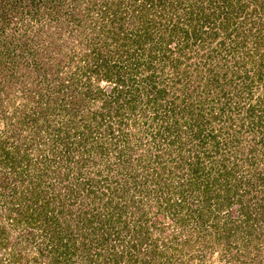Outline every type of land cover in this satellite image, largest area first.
I'll return each mask as SVG.
<instances>
[{
  "label": "trees",
  "instance_id": "trees-1",
  "mask_svg": "<svg viewBox=\"0 0 264 264\" xmlns=\"http://www.w3.org/2000/svg\"><path fill=\"white\" fill-rule=\"evenodd\" d=\"M0 121V264L256 249L264 0H0Z\"/></svg>",
  "mask_w": 264,
  "mask_h": 264
},
{
  "label": "rangeland",
  "instance_id": "rangeland-1",
  "mask_svg": "<svg viewBox=\"0 0 264 264\" xmlns=\"http://www.w3.org/2000/svg\"><path fill=\"white\" fill-rule=\"evenodd\" d=\"M64 29H68V28H64ZM67 35H68L67 31L63 30V32L61 33V36H62L61 38L65 37V36L67 38L68 37ZM74 40H73V42H74L73 46L76 47V49L74 50L76 52L74 58L76 59L77 57H79L80 54H82V52H83L82 50H84V49L82 48L81 44L78 42L77 38H75ZM162 63L164 64V61H162ZM249 66H250V64L246 65L247 68ZM168 70L169 69H163V70L158 69V71L161 73V76L160 75H158V76H160V78H162V83L166 84V86L167 85L170 86V84H172V82L174 81V80H172L171 72H169ZM20 103H21V101H18V100L15 101V104H20ZM27 105H31V103H28ZM27 105H25V106H27ZM25 106H24V108H26ZM136 114H137V112L135 111L134 116L128 118L129 122H130V119L132 120L133 117H134V119L136 118L135 117ZM50 120H51L52 124H54L53 121H56L55 117H53V119H50ZM140 120H141V118L137 117L134 124H132L131 122L130 123L128 122V125L126 127H123V128H127V130H129L130 135H131V134H133V131H135L133 128H141L142 125H141ZM3 122L4 121H0V129L6 128V126L3 125ZM24 128H30V127L24 126ZM133 136L135 139V136L137 137L138 134L133 135ZM133 142H135V144H136L138 141L135 139V140H133ZM141 148H143V147H141ZM133 156H136V152H133ZM251 191L253 192V190H251ZM263 222H264V220L261 223H263ZM170 234H171V232H170V229L168 228L167 231H164L163 236L170 238ZM182 236L183 235H181V238H182ZM255 236H257V235H254L250 238H252V240H251L252 242H254L255 244H258V247L256 249H252V248L249 249L248 248V249H241L239 251L234 250L233 245H231V243L229 244V246L226 243H222V244L221 243L220 244L219 243H211L208 245L207 248L204 247L203 249H200L199 247L193 249V248H188V246H185L181 250H179V249L176 250V249H174V247L169 246L168 249L166 250V252H167L166 256H169L170 260L168 262H165V259L163 257L164 260H161L160 263L161 264L162 263H164V264H166V263L167 264H264V243H262V241H264V232H262L258 235L260 237H255ZM160 237H161V235H160ZM258 238H259V240H257ZM252 242H251V244H252ZM163 256H164V249H163ZM43 262H45V260Z\"/></svg>",
  "mask_w": 264,
  "mask_h": 264
}]
</instances>
